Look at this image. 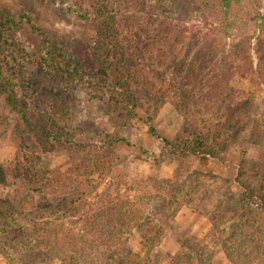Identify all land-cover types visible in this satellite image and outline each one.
<instances>
[{
    "label": "trees",
    "instance_id": "trees-1",
    "mask_svg": "<svg viewBox=\"0 0 264 264\" xmlns=\"http://www.w3.org/2000/svg\"><path fill=\"white\" fill-rule=\"evenodd\" d=\"M98 1L103 10L99 20L103 40L96 50L101 70L98 82L88 75L77 58L63 54L49 40H43V61L59 64L61 60L72 65L75 85L123 96L121 111L129 115L140 105L139 96H144L152 110L157 111V106L173 102L177 97L171 96L178 95V99H182L178 109L184 123L174 143L162 141L183 157L205 155L217 159L224 149L222 145L234 142L243 156L237 170L248 174L243 182L241 176L235 178L244 192L239 197L224 195L205 211L201 180L206 176L198 172L185 176L180 183L177 176L145 184L128 176H98L112 180L113 188L97 196L91 195L95 187L86 190L78 182L77 177L84 176L30 179V176H9L10 169L0 167V185L10 189L5 196H0L1 254L14 264L28 261L47 264L51 260H58L60 264H158L156 250L171 229L180 207L185 206L207 218V240L205 244L186 241L175 254L165 255L169 264H208L211 257L205 254L208 246L220 248L231 264H264L263 216L252 222L242 218L248 206L253 207L254 212L264 213V156L257 160L246 159L244 150L245 144L263 143L264 123L252 124L250 131L243 135L246 124H242L240 130L235 129L238 112L247 113L251 99H244L241 91V103H237L239 91L234 87L235 81L247 80L264 91V56L261 55V50L264 52V0H144L145 4L149 1L154 6L148 18L154 20L155 26L151 25L150 29L155 35L146 33L147 51L158 44L160 48L149 52V63L142 65L151 71L152 77L157 73L154 66L170 65L171 79L164 78L162 83L169 85L171 96H167L162 87L157 90L140 68L144 54L139 50L145 42L140 39L141 30L134 29L132 38L125 40L122 36L123 26L126 28L124 20L115 15L111 7L104 9L107 0ZM168 9L173 10L174 20L181 26L194 16H198L203 25V30L191 41L190 51L195 55L189 63L188 56L182 60L178 57L177 38L170 45V36L164 37L167 32L161 30L165 19L168 20L165 18ZM204 52L212 54L214 61L201 74L198 86L191 88L195 74L200 71L196 69L200 60L198 54ZM8 89L0 85V93L7 95L8 105L36 136L35 129L40 126L34 123L39 119H34L33 113L30 118L24 108H19ZM152 119L150 115L148 121L152 123ZM149 132L160 138L153 126L149 127ZM41 133L51 137L47 130ZM240 135L244 138L238 143ZM56 139H63L64 143L71 141L69 136ZM74 189L76 196L72 199L69 195ZM135 234L139 238V251L129 242Z\"/></svg>",
    "mask_w": 264,
    "mask_h": 264
},
{
    "label": "rangeland",
    "instance_id": "rangeland-1",
    "mask_svg": "<svg viewBox=\"0 0 264 264\" xmlns=\"http://www.w3.org/2000/svg\"><path fill=\"white\" fill-rule=\"evenodd\" d=\"M104 6L106 11L107 7H111L112 11H116L114 14L124 20L126 28L123 26L122 36L125 40L132 38L136 32L134 29L141 30L140 39L145 42L139 50L144 54L140 68L150 77L157 90L162 87L167 96H171L169 85L162 83L164 78L171 79L170 65L163 66L164 70L154 66L157 72L154 77L142 65L149 63V52L160 48L158 44L147 51L149 43L145 35H155L150 29L151 25L155 26L154 20L148 18L153 3L148 1L145 4L144 0H107ZM167 11L165 18L168 20L165 19L161 30L167 32L164 37L170 36V45L177 38L178 57L182 60V57L188 56L189 63L195 55L193 50L190 51L191 41L203 30L201 20L194 16L192 21L181 26L175 22L173 10ZM102 13L98 0H0V85L8 86L19 108H24L30 118L33 113L32 117L39 119L34 124L40 126L35 129L36 136L30 133L17 111L6 102L7 95L0 93V167L10 169L9 176H30V179L35 176H84L77 177L78 182L86 190L95 187V193L91 195L97 196H103L113 188L112 180L98 176H128L139 184L177 176L180 183L185 176L198 172L206 176L201 180L205 211L224 195L239 197L244 191L239 188L235 178L241 176L243 182L248 174L237 170L243 156L234 142L229 141L224 145L220 142L225 150L221 149L217 159L205 155L183 157L162 141L166 139L174 143L184 123L178 109L182 99H178V95L171 96L177 97L173 102L157 106V111L152 110L144 96H139L140 105L129 115L121 111L125 100L123 96L106 94L96 90V87L75 85L72 65L61 60L59 64L43 61V40H49L63 54L77 58L88 75L98 82L101 70L96 50L97 44L103 40L99 32ZM198 55L200 60L196 69L200 71L195 74L191 88L198 86L201 74L214 61L209 52ZM261 55L264 56L263 50ZM234 87L239 91L237 103H241V91L244 99H251L247 113L238 112L239 122L235 125V129L240 130L241 125L246 124L241 132L245 134L252 124L264 123V91L247 80L235 81ZM121 101L122 104L119 103ZM150 115L152 123L148 121ZM199 116L202 114L199 113ZM150 126L155 128L160 138L149 132ZM43 130L49 131L51 137L41 133ZM66 136L71 140L69 143L56 139ZM243 138L240 135L238 143ZM261 141L263 143L257 145L242 142L245 144L246 159L257 160L264 156V137ZM9 191L0 185V196H5ZM72 191L70 198L76 196L73 194L75 189ZM252 208L248 206L242 218L252 222L254 218L263 216L264 220V213L254 212ZM178 212L177 219H174L171 229L156 250L158 264H169L165 255L175 254L186 245V241L206 243V238L195 241L187 236L200 237L201 227L208 225L209 229L207 218L196 212L192 216L193 211L185 206L180 207ZM193 226L196 228L193 229ZM129 242L134 250L139 251L136 234L130 237ZM207 248L205 254L211 255L208 264H231L220 248ZM53 263L60 264L58 260H51L47 264ZM0 264L14 263L0 252ZM24 264L31 263L28 261Z\"/></svg>",
    "mask_w": 264,
    "mask_h": 264
},
{
    "label": "crops",
    "instance_id": "crops-1",
    "mask_svg": "<svg viewBox=\"0 0 264 264\" xmlns=\"http://www.w3.org/2000/svg\"><path fill=\"white\" fill-rule=\"evenodd\" d=\"M179 213V212H178ZM177 213V214H178ZM195 214L196 213H191V215L192 216H195ZM177 217L178 216H176L175 217V219H177ZM208 227V225H206L205 227H201L202 228V230H201V233L199 232V236L200 237H198L197 235L195 236V235H189V236H187V237H189V238H191V239H195V241H202V240H205V237H206V233H207V228ZM196 228V226H193V229H195ZM53 264H55V263H53Z\"/></svg>",
    "mask_w": 264,
    "mask_h": 264
}]
</instances>
